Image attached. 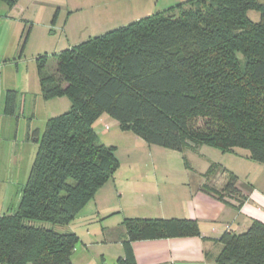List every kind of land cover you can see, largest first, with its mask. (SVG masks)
Instances as JSON below:
<instances>
[{
  "label": "trees",
  "instance_id": "obj_1",
  "mask_svg": "<svg viewBox=\"0 0 264 264\" xmlns=\"http://www.w3.org/2000/svg\"><path fill=\"white\" fill-rule=\"evenodd\" d=\"M251 11L259 14L257 22L248 17ZM51 57L58 78L46 71L48 55L37 61L41 94L44 100L68 98L70 109L49 118L34 138L16 209L0 215V264H72L78 237L66 228L119 166L115 148L100 143L94 129L103 114L148 145L244 151L264 162L259 0H187ZM6 98L10 107L11 91ZM234 183L231 177L224 191L236 193ZM122 225L125 245L199 235L190 220L136 218ZM55 226L65 228L56 232ZM219 242L216 264H264V224L258 221ZM115 264L135 261L127 249Z\"/></svg>",
  "mask_w": 264,
  "mask_h": 264
},
{
  "label": "crops",
  "instance_id": "obj_2",
  "mask_svg": "<svg viewBox=\"0 0 264 264\" xmlns=\"http://www.w3.org/2000/svg\"><path fill=\"white\" fill-rule=\"evenodd\" d=\"M22 1L17 0L9 7L10 10L20 13ZM39 1L32 0L28 4H39ZM46 1L58 5V9L61 7L59 0ZM86 1L91 4L94 0ZM137 1L141 3V0ZM42 4L41 1L39 5L43 11H36V17L40 14L37 19L46 12ZM152 5L156 11V4ZM80 10L76 3H72L64 20L62 45L66 49L84 41L76 38L75 32L79 31L76 20L70 23L67 31L64 29L70 17ZM142 13L146 15L147 11ZM142 13L139 11L137 15ZM42 17L39 19L42 20ZM53 18L51 23L54 26L57 18L55 21ZM116 21L114 19L109 24ZM10 91L14 102L8 107L6 95ZM6 95L4 101L0 102V177H6L13 165L17 166L18 156L21 155L20 160L27 161L23 172V178H27L28 163L34 149L29 146L28 139V134L33 130L29 127L31 121L28 119V132L20 142L17 133L13 137L5 135V121L7 118H19L24 106V97L18 90H7ZM95 124L105 131L110 127L115 130L110 141H117L118 145L112 144L114 142L104 145L115 148L119 166L113 177L79 212V220L69 226V231L78 237L71 256L72 264H115L119 258L125 257L127 249L135 264H216L215 258L222 250L219 240L225 233L242 234L253 221L264 224V162L251 161L244 151L221 153L206 146L175 151L148 145L132 132L122 130L118 122L106 114ZM32 132V141L36 145L34 138L39 134ZM24 153H27L25 157ZM231 177L235 179L236 193L224 191ZM3 184L0 185V212L4 211L7 202L8 187L5 182ZM136 218L194 221L199 235L135 241L125 245L127 235L122 222ZM77 229L80 230L77 232Z\"/></svg>",
  "mask_w": 264,
  "mask_h": 264
},
{
  "label": "rangeland",
  "instance_id": "obj_3",
  "mask_svg": "<svg viewBox=\"0 0 264 264\" xmlns=\"http://www.w3.org/2000/svg\"><path fill=\"white\" fill-rule=\"evenodd\" d=\"M31 1H27V3L26 0L22 1L23 8L20 13L11 11L7 5L0 4V102L4 101V95H6L7 90H18L24 97L22 114L16 119L7 118L8 120L5 121L7 128H4V130L7 129L6 136L13 137L17 133L19 142L25 138L24 136L28 132L29 120L31 121L29 127L33 129L32 131L38 132L40 136L44 130L45 122L49 118L64 114L70 109V101L66 97L51 100L43 99L39 87L37 61L39 57L48 55L46 71L58 78L54 71L56 61L51 55L67 48L62 45L64 43L62 41L64 40L63 24L68 15V10L72 8V3H76L78 10H81L74 13L71 16L73 17L72 19L70 17L64 29L67 31L70 23L76 20L77 30H79L75 32L76 38H82L80 40L86 41L155 14V12L164 7L175 6L187 0H141L140 4L137 0H100V3L98 0H94L90 2L91 4H88L86 0H59L60 9H58V5H51L48 1L41 0L43 2L42 7L44 10L46 9V14L44 13L43 17L41 16L42 20L39 19L41 17L37 19L40 14L37 17L35 16L36 11L38 13L43 11L39 5L41 1H39V4L32 3L29 5ZM259 2L264 4V0H259ZM151 3L156 4V11L153 10ZM28 5L29 7H27ZM139 11L140 13L147 11V13L146 15L143 13L142 15H137ZM248 17L254 22L259 20V14L256 12H249ZM52 18L54 21L57 18L54 26L51 23ZM114 19L117 21L109 24ZM28 30H30V34L25 40ZM75 43L72 42V44ZM1 115L0 113V121L2 119ZM198 125H201V123ZM94 129L100 143L108 145L107 143L114 142L112 144L118 145L117 141H110L115 131L113 127L105 131L98 124H95ZM32 131L28 134V139L30 142L29 146L34 149L32 155H30L28 170L35 153V145L31 137ZM10 140L13 139L11 138ZM26 154L24 153V157ZM20 156L17 159V166L14 167L13 165L12 170L8 172L6 177H0V181L5 182L6 187H8L7 202L5 207H3L4 211L0 212V215L16 209L19 192L25 183L26 177H24L25 180L23 181V172L26 169L27 161L26 159L20 160ZM3 182H0L1 186H4ZM47 227L51 226L47 225ZM64 228L55 226L54 230L63 232ZM66 229L69 231L70 228ZM79 230L77 229L76 231L78 232Z\"/></svg>",
  "mask_w": 264,
  "mask_h": 264
},
{
  "label": "bare ground",
  "instance_id": "obj_4",
  "mask_svg": "<svg viewBox=\"0 0 264 264\" xmlns=\"http://www.w3.org/2000/svg\"><path fill=\"white\" fill-rule=\"evenodd\" d=\"M7 99V98H6ZM30 143V142H29ZM3 154V153H2Z\"/></svg>",
  "mask_w": 264,
  "mask_h": 264
}]
</instances>
